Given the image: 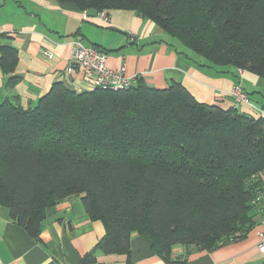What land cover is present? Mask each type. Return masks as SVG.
Returning <instances> with one entry per match:
<instances>
[{"label": "trees", "instance_id": "1", "mask_svg": "<svg viewBox=\"0 0 264 264\" xmlns=\"http://www.w3.org/2000/svg\"><path fill=\"white\" fill-rule=\"evenodd\" d=\"M56 1L90 14L132 10L195 62L264 79V0ZM17 62L0 40L3 89L20 80ZM90 86L54 82L33 105L17 95L0 103V206L13 222L35 237L47 207L78 198L104 227L95 250L129 255L137 234L167 264L188 262L175 245L210 251L254 228L264 210V104L238 84L251 112L230 91L225 108L178 81Z\"/></svg>", "mask_w": 264, "mask_h": 264}, {"label": "crops", "instance_id": "2", "mask_svg": "<svg viewBox=\"0 0 264 264\" xmlns=\"http://www.w3.org/2000/svg\"><path fill=\"white\" fill-rule=\"evenodd\" d=\"M0 35L2 44L17 49L14 72L20 76L12 89H3L5 75L0 69V103L17 95L21 106L33 105L54 82L78 91L91 87L92 81L79 67L67 72L69 42L79 40L103 49L109 66L125 65L132 80L142 77L157 88L178 81L197 100L220 102L225 108L232 106L229 91L238 84L252 103L264 104L263 78L247 70L195 62L176 51L153 22L132 10L90 14L56 0H0ZM239 109L251 112L253 107L244 103ZM255 219L254 228L240 240L192 252L187 264H264V253L257 248L258 233L264 230V210H258ZM104 233L101 221L91 220L78 198L47 207L35 237L0 206V264H167L137 234L130 240L129 255L95 250Z\"/></svg>", "mask_w": 264, "mask_h": 264}, {"label": "built area", "instance_id": "3", "mask_svg": "<svg viewBox=\"0 0 264 264\" xmlns=\"http://www.w3.org/2000/svg\"><path fill=\"white\" fill-rule=\"evenodd\" d=\"M90 46L83 45L79 40L71 42L67 71L72 72L74 67H79L85 76L92 81L93 85L99 86L102 89L119 90L128 88L131 85L132 79L124 73L123 67L111 69L103 65L105 63V55ZM230 93L236 97L237 101L248 102L238 87H233ZM258 235L257 248L264 253V230L259 231Z\"/></svg>", "mask_w": 264, "mask_h": 264}, {"label": "rangeland", "instance_id": "4", "mask_svg": "<svg viewBox=\"0 0 264 264\" xmlns=\"http://www.w3.org/2000/svg\"><path fill=\"white\" fill-rule=\"evenodd\" d=\"M101 13V12H100ZM73 40H71V42H72ZM74 41H77V40H74ZM71 42H69V45H71ZM83 44V43H82ZM83 45H85V44H83ZM85 46H90V45H85ZM92 47H94L97 51H99L100 53H102L103 55H105V57L103 56V55H101V56H103L104 57V60H105V63H103V65H106V66H108L109 68H111V69H120V68H122L123 67V69H124V73L127 75V72H126V67H125V65H121V66H119V67H111V66H109L108 65V55H107V53L103 50V49H101L100 47H98L97 45H91ZM90 46V47H91ZM47 52V51H46ZM47 54H49V53H47ZM52 56V55H51ZM70 60V59H69ZM100 61V60H99ZM101 63H102V61H100ZM68 72V71H67ZM85 75V74H84ZM129 76V75H128ZM130 77V76H129ZM91 84H92V82H90ZM233 89V88H232ZM232 89H231V91H232ZM240 89V88H239ZM259 214H263V211L262 212H260ZM195 252H197V251H195ZM173 253H177L176 255L178 256H181L182 257V255L183 256H187V254L188 253H186V250H185V247L183 246V245H175V246H173Z\"/></svg>", "mask_w": 264, "mask_h": 264}, {"label": "bare ground", "instance_id": "5", "mask_svg": "<svg viewBox=\"0 0 264 264\" xmlns=\"http://www.w3.org/2000/svg\"><path fill=\"white\" fill-rule=\"evenodd\" d=\"M68 67H69V66H68ZM68 67H67V68H68ZM74 68H75V67H74Z\"/></svg>", "mask_w": 264, "mask_h": 264}]
</instances>
